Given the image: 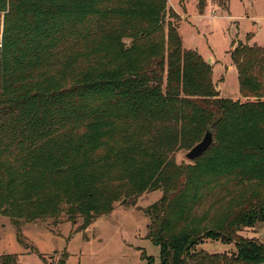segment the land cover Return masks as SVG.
<instances>
[{
	"label": "trees",
	"instance_id": "trees-1",
	"mask_svg": "<svg viewBox=\"0 0 264 264\" xmlns=\"http://www.w3.org/2000/svg\"><path fill=\"white\" fill-rule=\"evenodd\" d=\"M117 1L0 0V217L34 222L65 211L87 220L119 195L162 189L145 210L159 264H264V246L237 235L264 223V195L240 196V209L214 229H178L194 227L191 215L223 180L264 186V48L250 35L232 43L243 100L220 98L209 66L173 30L165 50L144 37L126 44L105 27L163 19V0ZM212 1L229 12L228 0ZM209 127L213 145L176 165ZM206 240L235 252L195 250Z\"/></svg>",
	"mask_w": 264,
	"mask_h": 264
},
{
	"label": "rangeland",
	"instance_id": "rangeland-1",
	"mask_svg": "<svg viewBox=\"0 0 264 264\" xmlns=\"http://www.w3.org/2000/svg\"><path fill=\"white\" fill-rule=\"evenodd\" d=\"M108 1L113 7L118 5L117 0ZM199 1L163 0V19L159 16L150 22L138 18H112L105 27L116 36L126 35V44L144 37L140 42L151 39L159 47L163 45L165 50L168 32L173 30L174 40L183 49L197 52L209 66L213 89L218 97L242 101L230 52L232 43L245 44L247 35L253 36L249 44L264 48V0H228L229 12L221 10L212 0H204L206 6L202 13L197 9ZM163 56L166 57V53ZM187 152L182 150L175 154L176 165L192 164L185 159ZM169 175L174 176L171 172ZM170 184L173 185V181ZM220 184L216 194L211 193L191 215V218L195 217L192 223L195 228L187 224L178 229L194 231L195 234L214 229L219 222L230 219L240 209V196L251 192L257 194L256 197L264 195V186L252 184L240 188L226 180ZM162 193L159 189L140 196L119 195L99 214L104 215H98V218L90 216L87 220L78 216L71 220L65 211L56 218L34 222L16 223L10 218L0 217V256L9 257L13 264H61L65 255V264H146L141 255L144 253L151 258V264H159L158 247L145 238L150 221L145 210L160 199ZM173 228L177 231L175 222ZM237 235L264 246V223L242 228ZM195 250L209 254H232L235 247L206 240Z\"/></svg>",
	"mask_w": 264,
	"mask_h": 264
},
{
	"label": "water",
	"instance_id": "water-1",
	"mask_svg": "<svg viewBox=\"0 0 264 264\" xmlns=\"http://www.w3.org/2000/svg\"><path fill=\"white\" fill-rule=\"evenodd\" d=\"M209 62V59H207V63ZM214 143V138H213V131L212 127H209L202 139L195 144L188 152L185 154V159L188 160L189 162H193L199 157H201ZM124 202V201H122Z\"/></svg>",
	"mask_w": 264,
	"mask_h": 264
}]
</instances>
